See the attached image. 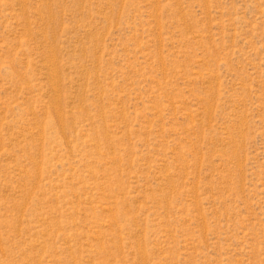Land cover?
Returning <instances> with one entry per match:
<instances>
[{
    "label": "rangeland",
    "instance_id": "obj_1",
    "mask_svg": "<svg viewBox=\"0 0 264 264\" xmlns=\"http://www.w3.org/2000/svg\"><path fill=\"white\" fill-rule=\"evenodd\" d=\"M0 264H264V0H0Z\"/></svg>",
    "mask_w": 264,
    "mask_h": 264
}]
</instances>
